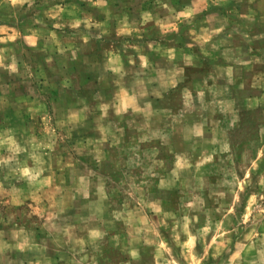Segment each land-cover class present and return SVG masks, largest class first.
I'll use <instances>...</instances> for the list:
<instances>
[{"label": "rangeland", "instance_id": "374dc122", "mask_svg": "<svg viewBox=\"0 0 264 264\" xmlns=\"http://www.w3.org/2000/svg\"><path fill=\"white\" fill-rule=\"evenodd\" d=\"M121 1L0 0V264H264V0Z\"/></svg>", "mask_w": 264, "mask_h": 264}, {"label": "crops", "instance_id": "0c3cea01", "mask_svg": "<svg viewBox=\"0 0 264 264\" xmlns=\"http://www.w3.org/2000/svg\"><path fill=\"white\" fill-rule=\"evenodd\" d=\"M90 2L91 6H101L103 9H107L108 6H106L108 3H110V0H87ZM122 5L125 4V0H122ZM119 3V2H118ZM115 6V7H114ZM114 6L110 9L111 13H107L109 15L104 16L103 18H109L110 20H116V23H114V25H111L109 27V29H105L103 33L104 36L108 35V33H110V35H116V36H123V37H129V35H141L144 31L145 28L142 27V25L140 23H136V18H134V15H131L129 13V9L127 10L125 6L119 7L118 5H116V2L114 3ZM90 15H87L86 18L89 19ZM75 17H82L80 15H77ZM91 21H95L96 19L91 15L90 16ZM146 27V26H145ZM103 36V37H104ZM106 39V38H105ZM134 44V45H133ZM128 45H132V47H136L135 42L132 44H128ZM109 59L107 61V66L106 69L109 70V67H111L112 65L114 66H122L124 64V58H126L125 55H123V53L119 50V49H114L110 55H108ZM113 59L116 60L115 64H112L110 61ZM107 59V58H106ZM104 59V60H106ZM103 60V61H104Z\"/></svg>", "mask_w": 264, "mask_h": 264}, {"label": "clouds", "instance_id": "9594fccd", "mask_svg": "<svg viewBox=\"0 0 264 264\" xmlns=\"http://www.w3.org/2000/svg\"><path fill=\"white\" fill-rule=\"evenodd\" d=\"M95 235V234H94ZM191 242V241H190ZM21 248H23V245L20 246Z\"/></svg>", "mask_w": 264, "mask_h": 264}]
</instances>
